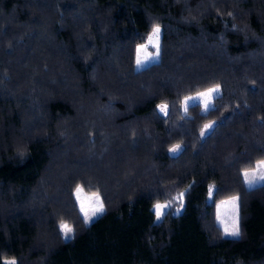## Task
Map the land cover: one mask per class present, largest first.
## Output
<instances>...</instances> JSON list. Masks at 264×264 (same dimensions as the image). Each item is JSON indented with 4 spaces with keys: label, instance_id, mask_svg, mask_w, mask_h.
Returning <instances> with one entry per match:
<instances>
[{
    "label": "trees",
    "instance_id": "1",
    "mask_svg": "<svg viewBox=\"0 0 264 264\" xmlns=\"http://www.w3.org/2000/svg\"><path fill=\"white\" fill-rule=\"evenodd\" d=\"M260 161L264 0H0V264H264V184L242 176ZM78 185L104 205L90 224ZM232 196L239 238L215 219Z\"/></svg>",
    "mask_w": 264,
    "mask_h": 264
},
{
    "label": "snow or ice",
    "instance_id": "2",
    "mask_svg": "<svg viewBox=\"0 0 264 264\" xmlns=\"http://www.w3.org/2000/svg\"><path fill=\"white\" fill-rule=\"evenodd\" d=\"M160 26L154 25L151 31V34L147 37V43L138 45L136 48V69L137 71L146 68L148 66V63L152 62L154 59L158 58L160 55ZM151 46L156 51L153 54L152 52L148 51V47ZM220 93V86L217 85L213 88H209L205 92L199 93V97L203 98L204 100V107L205 112L209 111V104L211 99L213 98V95H219ZM160 109V112L167 115V105L161 104L158 106ZM188 103L187 100L185 101V111H187ZM212 125H205V129L201 131V136H205V133L208 129H210ZM180 146L175 145L172 148L169 149L172 153H177ZM256 171L249 172L245 170L242 175L244 177L245 183H247L250 187L256 183L257 180L264 181V161H260L256 165ZM83 188L81 186H77L75 189V198L79 204V210L83 215V222L85 224H90L94 217H96L98 214H102L104 211V205L101 200V197L98 193H92L90 196L83 195ZM209 197H212L213 194V188L212 186H209L208 189ZM184 197V193L179 194V199L182 201ZM238 198L233 197L229 201H224L220 205H217V220L220 223V225L223 226L224 229V235L228 237L233 238H239L241 235L240 227H239V219L238 215L233 213L232 216H226L222 215L220 209L224 208L228 205H231L233 209L237 207L236 201ZM167 205H161L156 204L154 206V212L156 215L157 220L161 218L162 209L166 208ZM60 231L63 233L64 239L71 238V234L73 233L72 227H70L66 222H61L60 225ZM4 264H17V261L15 259L11 260H5Z\"/></svg>",
    "mask_w": 264,
    "mask_h": 264
},
{
    "label": "rangeland",
    "instance_id": "3",
    "mask_svg": "<svg viewBox=\"0 0 264 264\" xmlns=\"http://www.w3.org/2000/svg\"><path fill=\"white\" fill-rule=\"evenodd\" d=\"M160 29H161V27H160ZM152 31V30H151ZM150 34H151V32H150ZM149 34V35H150ZM160 40H161V32H160ZM160 42V41H159ZM147 43V40H146V42L144 43V44H146ZM137 48V47H136ZM148 51L149 52H152L153 54L155 53V49L154 48H152L151 46H149L148 47ZM160 56V55H159ZM135 59H136V54H135ZM159 60V57L158 58H156V59H154L152 62H150V63H148V66L149 65H151V64H153V63H155V62H157ZM134 69L135 70H137L136 69V64H135V60H134ZM208 90V89H207ZM207 90H205V91H207ZM205 91H202V92H205ZM199 93H201V92H199ZM199 93H196V94H194V95H191V96H188V97H186L184 100H183V106H184V108H185V101L187 100V103H188V106H190V105H193V104H199L200 106H201V111H203V112H205V107H204V100H203V98H200L199 97ZM221 93V92H220ZM220 93H219V95H220ZM219 95H216V94H214L213 95V98L211 99V101H210V104H209V109L213 106V100H214V98H216L217 96H219ZM257 169H256V167L255 168H253V169H251V170H247V171H249L250 173L251 172H253V171H256ZM243 176V175H242ZM243 180H244V177H243ZM261 184H264V181H259V180H257L256 181V183L255 184H253L251 187L247 184V183H245V181H244V185L246 186V188H253V187H255V186H258V185H261ZM76 189V188H75ZM83 195H85V196H90V195H92V193H87V192H83ZM74 196H75V191H74ZM233 197H236V198H238L237 196H232V197H229V198H227V199H225V200H223V201H220V202H218L217 204H216V208H215V219H216V223L218 224V226L222 229V233H223V236H225L224 235V229H223V226L222 225H220V223L218 222V220H217V205H220L222 202H224V201H229V200H231ZM210 198V197H209ZM77 201V200H76ZM151 203H153V205L152 206H148V208L146 207V209H147V211H151V212H153V213H155L154 212V206L156 205V204H158V203H156V202H152V201H150ZM78 203V202H77ZM175 203H176V205H172L171 203H159V204H161V205H167V207L166 208H164V209H162V215H161V218L159 219V220H163L164 218H167V217H169V216H171V214H172V216L174 215V214H177V213H179V212H181V210H182V206H183V200L181 201L180 199H179V195L175 198ZM236 204H237V207L235 208V209H233L232 208V206L231 205H228V206H226V207H224V208H221L220 209V211H221V214L222 215H226V216H232L233 215V213H235V214H237L238 215V219H239V209H238V199H237V201H236ZM78 207H79V204H78ZM141 208L140 206H139V204L136 206V208ZM81 213V212H80ZM81 215H82V213H81ZM100 214H98L96 217H94L93 218V220H95L98 216H99ZM82 217H83V215H82ZM84 219V218H83ZM92 220V221H93ZM225 237H228V236H225ZM3 264H4V262H3Z\"/></svg>",
    "mask_w": 264,
    "mask_h": 264
},
{
    "label": "crops",
    "instance_id": "4",
    "mask_svg": "<svg viewBox=\"0 0 264 264\" xmlns=\"http://www.w3.org/2000/svg\"><path fill=\"white\" fill-rule=\"evenodd\" d=\"M180 213V212H179ZM179 213H177V214H179ZM154 215H155V213H154ZM175 215V214H174ZM170 217H172V214H171V216H169V217H167V218H164V219H168V218H170ZM155 218H156V215H155ZM156 220H157V218H156ZM157 221H160V220H157Z\"/></svg>",
    "mask_w": 264,
    "mask_h": 264
}]
</instances>
